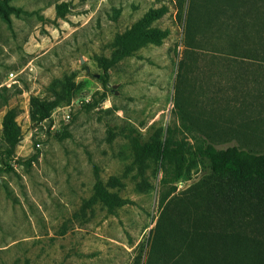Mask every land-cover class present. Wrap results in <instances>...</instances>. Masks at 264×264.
<instances>
[{"label":"rangeland","instance_id":"1","mask_svg":"<svg viewBox=\"0 0 264 264\" xmlns=\"http://www.w3.org/2000/svg\"><path fill=\"white\" fill-rule=\"evenodd\" d=\"M160 8L148 26L166 31L160 42H140L114 61L117 39ZM178 13L175 0H0V264H145L152 242L161 247L155 226L166 215L163 240L179 250L177 238L200 219L216 181L198 158L180 174L174 162L146 159L139 168L131 136L264 153V14L247 22L233 50L257 58L212 55L208 39L183 59ZM201 35L210 37L208 29ZM32 100L51 104L46 117H30ZM97 182L125 203L108 209ZM219 196L212 204L226 211L217 212L221 220L231 215L264 250V203L237 195L228 212ZM197 230L208 233L193 248L203 250L223 225L198 222Z\"/></svg>","mask_w":264,"mask_h":264},{"label":"trees","instance_id":"2","mask_svg":"<svg viewBox=\"0 0 264 264\" xmlns=\"http://www.w3.org/2000/svg\"><path fill=\"white\" fill-rule=\"evenodd\" d=\"M179 6L180 13L178 19H184V39H183V59L187 56L204 50L206 44H209L210 53L223 56H240L242 58L255 59L258 55L235 54L233 50H239L245 32L247 22H256V19H263L264 0H200V6L195 5V0H189L188 7L183 12L185 0H175ZM216 1L219 5H213ZM195 6H197L195 8ZM263 14L260 13L261 10ZM164 13V8L152 10L146 13L143 18L136 24L134 29L127 32L124 36L117 39L118 50L115 52L114 61L129 55L132 49L140 42L159 43L166 35V31L158 29H150V23L160 17ZM243 26V28H242ZM208 29L210 37L203 38L201 31ZM216 41H224L225 45L222 50L216 49ZM227 48V53L223 49ZM182 59V60H183ZM69 95V92L67 90ZM30 117L35 118L36 115L40 119L46 117L51 108V104H43L37 100H32ZM175 104L176 100H175ZM181 110V108H180ZM6 137L10 139L14 136V125L12 120L7 117L4 120ZM135 155V161L139 168L145 165L146 159H152L164 163H175L179 174L190 161L198 158L207 163L209 176L216 181L211 188H207L206 204H201L198 208V217L195 223L186 224L183 234L177 238V243L180 246L179 250H170L173 239L163 240L162 232L165 231L166 237H169V231L166 229L169 224L172 225L168 215L165 219L168 221L156 222L155 234L156 238L160 239L161 247L155 250L154 244L149 250L148 258L145 264H264V250L257 244L256 241L244 237L237 231L238 225L233 222L232 216L225 217L221 220L218 211L223 214L226 211L217 204H212L219 196L224 201H228L230 197L239 195L243 197L247 203L252 197H257L260 203H264V153H256L249 150L241 149L236 146L226 147L224 149L216 148L212 143L202 140L194 148L179 143L176 146H171L169 140L165 139L161 142L157 138H153L150 142L140 143L135 137L130 138ZM210 185V181H206ZM221 184H226L224 188ZM96 192L98 199L106 205L108 209H113L122 206L125 201L113 196L102 187L100 182L96 183ZM212 188H218L220 191L214 195ZM231 191V192H230ZM230 192V193H229ZM228 193V194H227ZM167 194L161 198L160 205L164 202ZM229 205L228 212L231 211L233 201L226 202ZM247 206V205H246ZM213 207L215 213L214 221L210 218V212L207 210ZM165 208V207H164ZM206 214V216H205ZM190 215V214H189ZM160 218H163L161 215ZM210 220H207V219ZM198 222L209 225L215 223V226L223 225V231L211 230L207 238V245L201 246L203 250H193L197 244L198 235L206 236L204 231H198ZM230 228V232L224 229ZM187 227V228H186ZM216 229V228H214ZM189 232L190 239L187 241L185 235ZM195 233V237H194ZM201 233V234H198ZM184 245L186 249H184ZM157 254V256H156ZM158 259V261H157ZM134 264H138V257Z\"/></svg>","mask_w":264,"mask_h":264}]
</instances>
